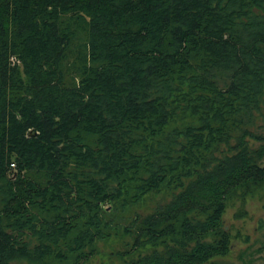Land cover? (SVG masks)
Returning a JSON list of instances; mask_svg holds the SVG:
<instances>
[{
    "label": "trees",
    "instance_id": "1",
    "mask_svg": "<svg viewBox=\"0 0 264 264\" xmlns=\"http://www.w3.org/2000/svg\"><path fill=\"white\" fill-rule=\"evenodd\" d=\"M260 129L264 0H0V264L225 256Z\"/></svg>",
    "mask_w": 264,
    "mask_h": 264
},
{
    "label": "rangeland",
    "instance_id": "2",
    "mask_svg": "<svg viewBox=\"0 0 264 264\" xmlns=\"http://www.w3.org/2000/svg\"><path fill=\"white\" fill-rule=\"evenodd\" d=\"M262 120L259 119L257 123L262 124ZM263 131L264 129L259 130ZM151 206L147 202L144 210L139 212L145 214L150 211ZM222 225L229 234V252L223 257L213 258L211 262L264 264V184L248 185L235 190L227 200ZM129 243V237L123 235L100 243L98 255L89 264H126L137 253H131ZM137 251L144 254L148 249Z\"/></svg>",
    "mask_w": 264,
    "mask_h": 264
}]
</instances>
